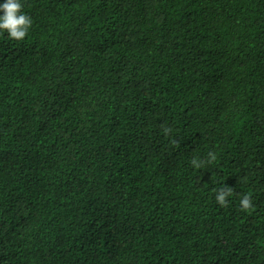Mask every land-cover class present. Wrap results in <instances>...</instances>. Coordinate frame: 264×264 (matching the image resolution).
Listing matches in <instances>:
<instances>
[{
	"label": "trees",
	"instance_id": "trees-1",
	"mask_svg": "<svg viewBox=\"0 0 264 264\" xmlns=\"http://www.w3.org/2000/svg\"><path fill=\"white\" fill-rule=\"evenodd\" d=\"M20 3L0 264H264V0Z\"/></svg>",
	"mask_w": 264,
	"mask_h": 264
},
{
	"label": "clouds",
	"instance_id": "clouds-1",
	"mask_svg": "<svg viewBox=\"0 0 264 264\" xmlns=\"http://www.w3.org/2000/svg\"><path fill=\"white\" fill-rule=\"evenodd\" d=\"M23 5L20 0H5L0 4V31H7L9 38L17 41L23 40L28 33V29L31 27V18L23 13ZM171 130L164 128L165 134ZM208 163H212L216 160V155L212 152L208 153ZM191 164L195 168H201L204 166V162L193 158ZM233 194L231 187H223L216 193V201L222 206H227V198ZM241 208L244 211L249 210L252 207V201L249 195H244L240 201Z\"/></svg>",
	"mask_w": 264,
	"mask_h": 264
}]
</instances>
